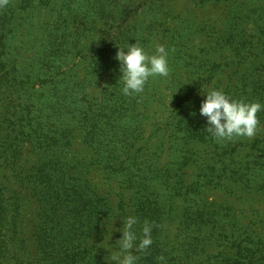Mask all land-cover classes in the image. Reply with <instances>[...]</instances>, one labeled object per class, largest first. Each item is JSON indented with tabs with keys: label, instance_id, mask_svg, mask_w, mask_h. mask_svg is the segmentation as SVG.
Wrapping results in <instances>:
<instances>
[{
	"label": "trees",
	"instance_id": "16d2710c",
	"mask_svg": "<svg viewBox=\"0 0 264 264\" xmlns=\"http://www.w3.org/2000/svg\"><path fill=\"white\" fill-rule=\"evenodd\" d=\"M136 41L170 72L126 96L115 57ZM211 89L264 104V0H8L0 264H117L127 216L153 225L138 264H264L230 201L264 196V110L254 137L217 141Z\"/></svg>",
	"mask_w": 264,
	"mask_h": 264
},
{
	"label": "clouds",
	"instance_id": "9594fccd",
	"mask_svg": "<svg viewBox=\"0 0 264 264\" xmlns=\"http://www.w3.org/2000/svg\"><path fill=\"white\" fill-rule=\"evenodd\" d=\"M8 0H0V8L6 6ZM118 48L116 59L120 62L122 93L126 96L141 94L150 77H168V51L165 46L157 44L155 54L149 55L144 48L136 44L126 48ZM200 115L207 118V131L217 141L232 140L236 137L252 138L256 135L259 125L257 113L264 110V104L259 102H245L233 99L222 89H211L204 93ZM138 218L127 216L122 220V237L116 244L120 256H114L117 264H138L139 256L136 253L146 252L153 243V225L145 220L142 227V237H138L135 226ZM139 242L137 243V241ZM135 252V254H133ZM159 264H166L165 257L157 258Z\"/></svg>",
	"mask_w": 264,
	"mask_h": 264
},
{
	"label": "rangeland",
	"instance_id": "374dc122",
	"mask_svg": "<svg viewBox=\"0 0 264 264\" xmlns=\"http://www.w3.org/2000/svg\"><path fill=\"white\" fill-rule=\"evenodd\" d=\"M246 1L241 0V3ZM230 201L234 205L235 214H238L241 224H252L258 232L259 228H262L264 232V196L259 197L253 196V194L239 193Z\"/></svg>",
	"mask_w": 264,
	"mask_h": 264
}]
</instances>
